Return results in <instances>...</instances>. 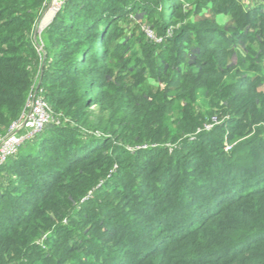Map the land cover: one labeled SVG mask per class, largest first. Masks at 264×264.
<instances>
[{"label":"trees","instance_id":"1","mask_svg":"<svg viewBox=\"0 0 264 264\" xmlns=\"http://www.w3.org/2000/svg\"><path fill=\"white\" fill-rule=\"evenodd\" d=\"M48 3L0 0V135L59 123L0 165V264H264V0H68L43 54Z\"/></svg>","mask_w":264,"mask_h":264},{"label":"built area","instance_id":"2","mask_svg":"<svg viewBox=\"0 0 264 264\" xmlns=\"http://www.w3.org/2000/svg\"><path fill=\"white\" fill-rule=\"evenodd\" d=\"M63 1L67 2L68 0ZM43 29L44 28H41L40 33ZM39 38L41 40L40 35ZM38 90L30 94L27 101V109L23 112L22 116L12 123L6 134L0 135V165L8 161L10 157L16 155L25 140L29 139H25V137L21 135V131L32 126L36 133H40L48 127L52 122L51 120L54 119L50 104ZM56 123H58V121ZM214 124L215 123L208 125L207 128L213 127ZM230 148L231 146L227 145V150Z\"/></svg>","mask_w":264,"mask_h":264},{"label":"rangeland","instance_id":"3","mask_svg":"<svg viewBox=\"0 0 264 264\" xmlns=\"http://www.w3.org/2000/svg\"><path fill=\"white\" fill-rule=\"evenodd\" d=\"M244 4L248 5V7H251L253 5H255L256 3H258L259 0H243ZM66 5V1L64 2L63 0H49V3L47 4L46 8L44 9L46 12V17H43V15L40 17L37 26H36V33H38V37L40 35L41 40L39 43V51H41V53L46 54V45H47V38L45 36V34H43V30L40 33L41 28H46L48 25H50L51 23L54 22V20L56 19V15L64 8V6ZM222 27H224L226 30L229 29V23L226 21V18L221 17L219 18ZM125 23V22H124ZM122 23V24H124ZM128 23V22H126ZM121 24V25H122ZM143 26L145 28H143ZM148 24L143 23L142 24V28L144 29V31L151 35L152 34V29L148 28ZM138 31H136V33H131V36H137L138 35ZM52 122L50 124H55L57 122V119L54 117L53 120H51ZM59 124V123H57ZM21 135L25 137V139L27 138H36L38 133L35 132V130L33 129L32 126H29L27 129H24L23 131H21ZM26 141V140H25Z\"/></svg>","mask_w":264,"mask_h":264},{"label":"crops","instance_id":"4","mask_svg":"<svg viewBox=\"0 0 264 264\" xmlns=\"http://www.w3.org/2000/svg\"><path fill=\"white\" fill-rule=\"evenodd\" d=\"M42 15H43V17H46L47 14H46L45 10L43 11Z\"/></svg>","mask_w":264,"mask_h":264},{"label":"clouds","instance_id":"5","mask_svg":"<svg viewBox=\"0 0 264 264\" xmlns=\"http://www.w3.org/2000/svg\"><path fill=\"white\" fill-rule=\"evenodd\" d=\"M45 29V28H44ZM44 29H43V31H44ZM230 150V149H229ZM4 164V163H3Z\"/></svg>","mask_w":264,"mask_h":264}]
</instances>
